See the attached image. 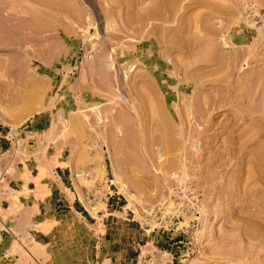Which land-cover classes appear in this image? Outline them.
<instances>
[{
  "label": "rangeland",
  "instance_id": "1",
  "mask_svg": "<svg viewBox=\"0 0 264 264\" xmlns=\"http://www.w3.org/2000/svg\"><path fill=\"white\" fill-rule=\"evenodd\" d=\"M0 107L38 126L9 164L32 183L0 184V264H264V0H0ZM61 160L89 214L118 192L108 240L45 207Z\"/></svg>",
  "mask_w": 264,
  "mask_h": 264
},
{
  "label": "crops",
  "instance_id": "2",
  "mask_svg": "<svg viewBox=\"0 0 264 264\" xmlns=\"http://www.w3.org/2000/svg\"><path fill=\"white\" fill-rule=\"evenodd\" d=\"M1 123V122H0ZM34 122H31L27 125H25V127L23 128H15L16 130V137L19 138V140L23 139L21 142L23 143V147L22 150H29L32 144H29V141H32L33 138H31L32 136L30 135V137H28L29 133H33L37 130V123L34 124ZM0 152H2L3 150H5L8 147V131H7V124L5 123H1L0 124ZM6 125V127L4 126ZM5 128H4V127ZM29 126L30 128H27ZM9 127V126H8ZM26 137V138H25ZM1 154H0V158H1ZM61 159H63L61 157ZM64 164L61 165H57V170L56 172V178L54 181L50 182V190L48 188V197H46V205L45 207H49V208H54L55 210L59 211L60 213L63 214H70V212H75V213H80L81 212H86L89 218H94L93 216H91L87 210L85 209L84 205L81 204L82 202L78 199V195L76 192V188L74 186V181H75V171H72L70 164L68 162H66L65 160H61ZM15 166V168L17 169V172L14 173V175L9 176L10 182L12 184L13 189L16 188L19 189V186H22V183L25 184V186L29 185L31 182V180H28L26 183L18 176L19 173H21L22 171V165L20 161H16L13 164ZM32 174V173H29ZM67 189V191H66ZM68 192H70L72 194V198L70 199ZM1 194V192H0ZM3 199V198H2ZM2 199H1V203H2ZM120 199V196L118 194L117 191L115 190H111L109 189L108 191L105 192V197H104V208L102 209H98L97 210V214L100 215V219L101 222L103 224L104 227V231L105 234L107 236V240L109 238V232L106 233V229H107V224H109V222H111V213L112 211H114V207L116 206L118 201ZM120 206V205H117ZM104 211V212H103ZM108 216L110 217L107 221ZM6 232H8V234L10 235L9 232V228H5ZM160 238H156L155 241H158ZM117 251H112V250H108L107 252H105V255L107 254L106 258H109L110 260H112L113 258V254H115ZM4 254V253H3ZM134 258V256L128 255L127 251L125 252H119V256L118 257H114V259L117 260L118 264H128V261H132Z\"/></svg>",
  "mask_w": 264,
  "mask_h": 264
},
{
  "label": "built area",
  "instance_id": "3",
  "mask_svg": "<svg viewBox=\"0 0 264 264\" xmlns=\"http://www.w3.org/2000/svg\"><path fill=\"white\" fill-rule=\"evenodd\" d=\"M85 56H89V54L86 53ZM165 63L169 64L170 60L169 58H165ZM81 62V61H80ZM104 65L106 67L109 66V62L108 61H104ZM111 69L116 70L117 72V76L118 79L121 81V79H124L126 77H129L131 75V73L135 70V63L134 62H128L127 64H112ZM120 93H119V97L121 99H123V101H125L126 105L128 108H133L134 102L130 99V97L128 96V94L126 93V91L124 90V88L122 87V85L120 86ZM182 93H184V98L181 100L183 106L188 105V92L187 91H182ZM2 109L0 107V113H2ZM55 118L57 121L62 119V113L61 112H57L55 114ZM193 128L194 129H198V124L196 121H193L192 123ZM15 129V128H14ZM7 133H8V147L3 150L2 152H0V154L2 155L0 158V184L4 183V191H11L13 190L12 184L10 182L9 179V175H11L10 170H9V164L12 163V160L14 158L15 153H17L18 150L22 149L23 147V143L19 140L18 137H16V130L15 132L7 126ZM181 131L178 130V134H180ZM195 145L196 147L199 146V141L196 139L195 141ZM76 175V173H75ZM143 262H145V264H154L151 260L150 256H144V259H142Z\"/></svg>",
  "mask_w": 264,
  "mask_h": 264
},
{
  "label": "bare ground",
  "instance_id": "4",
  "mask_svg": "<svg viewBox=\"0 0 264 264\" xmlns=\"http://www.w3.org/2000/svg\"><path fill=\"white\" fill-rule=\"evenodd\" d=\"M123 64H127V63H123ZM111 66H112V63H109V68H111ZM136 71H137V69L135 68V70L131 73V75L135 72L136 73ZM128 79V77H126V78H124V79H121V83L122 84H126V82L128 81L127 80ZM121 84V85H122ZM126 86V85H125ZM115 88H116V90H117V87L115 86ZM119 93H120V90H118V99H120V100H122L123 101V99H121L120 97H119ZM125 102V101H124ZM187 107H189V102H188V105H186ZM101 106H97V107H95L94 108V110H93V113H94V115H95V117H96V119L99 121V120H101L102 119V116H103V114H102V110H101V108H100ZM135 106L133 105V108H134ZM2 109V108H1ZM2 113H4V110L2 109ZM119 118L121 119V117L119 116ZM62 119H63V115H62ZM62 119L61 120H59V121H62ZM64 120V119H63ZM123 123H126L127 122V118L126 117H124V118H122V120H121ZM3 122V121H2ZM72 122V121H71ZM70 122V123H71ZM4 123V122H3ZM74 125V124H73ZM72 125V123H71V128H73V130H74V127H72L73 126ZM75 125H76V123H75ZM64 130H66V128L64 129ZM167 130H168V128H167ZM178 136H182V133H180V134H178ZM197 138V137H196ZM165 143H166V145H167V147L168 148H170V147H172V144H173V141H171L170 139H166L165 140ZM101 150L102 151H105V152H108L109 151V148L106 146V145H102L101 146ZM83 174V173H82ZM78 175H81L80 173H76V176H78ZM175 178V177H174ZM176 180H177V178H175ZM115 180H117L118 181V183H119V188H120V191H122V192H124V193H126V188H125V186L123 185V184H121V182L116 178ZM127 194V193H126ZM127 199H128V201H129V204L130 203H132L131 202V200H132V195H127ZM82 202V201H81ZM82 204V203H81ZM129 204H127L126 205V207H128L129 206ZM102 204H100V203H98L97 204V206H93V207H87V209H88V211L90 212V215H92L93 217H97V210L98 209H100V208H102Z\"/></svg>",
  "mask_w": 264,
  "mask_h": 264
}]
</instances>
